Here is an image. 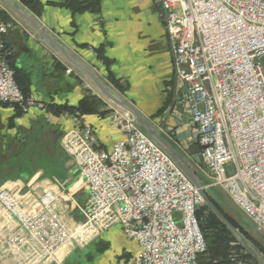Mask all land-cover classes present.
<instances>
[{
  "label": "built area",
  "instance_id": "obj_1",
  "mask_svg": "<svg viewBox=\"0 0 264 264\" xmlns=\"http://www.w3.org/2000/svg\"><path fill=\"white\" fill-rule=\"evenodd\" d=\"M159 4L175 79L200 147L196 165L264 233V0ZM8 26L0 19V103L23 113L43 108L38 98L23 95L2 56ZM112 124L125 138L108 150L92 146L90 128L61 136L88 191L82 222L67 225L51 192L27 209L0 189L2 208L19 226L5 240L18 264H59L61 248L83 245L115 223L139 247L132 264H197L206 247L196 218L205 188L123 113L115 111Z\"/></svg>",
  "mask_w": 264,
  "mask_h": 264
},
{
  "label": "crops",
  "instance_id": "obj_2",
  "mask_svg": "<svg viewBox=\"0 0 264 264\" xmlns=\"http://www.w3.org/2000/svg\"><path fill=\"white\" fill-rule=\"evenodd\" d=\"M39 1L41 13L30 12L48 33L135 104L196 164L200 147L175 79L159 0H99L97 10L82 11L58 5L64 0ZM12 20L2 40L26 91L44 105L77 107L87 98L96 110L81 114L77 123L70 114L44 107L18 113L15 106L0 104V162L7 160L5 169L14 176L1 182L0 189L27 209L35 208L40 197L51 192L57 212L72 226L83 221L81 209L88 191L74 160L61 147V136L74 128H90L92 146L108 150L125 138L123 130L112 124V114L119 110L100 96L80 70L56 56L47 42ZM18 229L17 221L0 204V264H18L5 242ZM75 250L82 251L80 264H132L139 247L115 223L83 245L61 248L59 264Z\"/></svg>",
  "mask_w": 264,
  "mask_h": 264
},
{
  "label": "water",
  "instance_id": "obj_3",
  "mask_svg": "<svg viewBox=\"0 0 264 264\" xmlns=\"http://www.w3.org/2000/svg\"><path fill=\"white\" fill-rule=\"evenodd\" d=\"M0 7L5 10L13 19L20 22L22 25L31 29L41 39L47 42L52 48L54 54L67 64L75 66L80 70L87 80L92 84L95 90L107 102L114 106L117 110L130 118L133 123L139 127L168 157L175 165L184 173V175L197 187L205 188L201 190L204 202L210 207L213 213L232 231L238 241L250 252L256 259L258 255L254 248L249 245L246 237L222 214L216 205L209 199L208 193H218L219 198L222 197L220 188L211 185V182L206 178L200 169L187 157L181 148L175 144L160 127L146 116L135 104L130 102L124 96L114 91L107 85L97 73L85 62L77 56L66 50L61 44L55 40L41 25L39 20L33 15L30 10L24 6L19 0H0ZM244 214V213H243ZM241 214V221L244 227L251 231L257 238L264 243V233L260 227L252 222L246 215ZM83 257L82 251H73L63 262V264H80ZM83 259V258H82Z\"/></svg>",
  "mask_w": 264,
  "mask_h": 264
},
{
  "label": "trees",
  "instance_id": "obj_4",
  "mask_svg": "<svg viewBox=\"0 0 264 264\" xmlns=\"http://www.w3.org/2000/svg\"><path fill=\"white\" fill-rule=\"evenodd\" d=\"M19 1L37 15H39L43 9V4L39 0ZM58 5L68 6L75 11H82L85 9L97 10L99 0H64L58 3ZM0 19L7 24H10L13 21L11 16L1 7ZM2 56L8 66L13 70L15 81L23 95L29 96L30 94L21 85L18 79L19 70L14 67L11 55L6 53L4 43ZM113 83L118 88L122 89L118 80H113ZM167 98H170L169 94ZM168 99L164 102L161 109L156 112V115L163 111ZM15 108L18 113H23L17 106H15ZM44 108L54 113L77 115L79 117L85 112L96 110L87 98L83 99L77 107L46 104L44 105ZM6 165L7 160L0 162V183L14 177L13 175L7 173V170L5 169ZM208 197L222 212V214L232 223V225L238 228L248 240H251L255 249L264 256V243L259 238L251 236L240 219L243 212L230 199L228 200L223 193L222 197L219 198L218 193L210 192L208 193ZM196 218L206 245L205 250L200 253L197 258V264H242L243 262H251L252 264L258 263L256 258L237 241V238L232 231L213 213L206 203H203L198 207L196 211Z\"/></svg>",
  "mask_w": 264,
  "mask_h": 264
},
{
  "label": "rangeland",
  "instance_id": "obj_5",
  "mask_svg": "<svg viewBox=\"0 0 264 264\" xmlns=\"http://www.w3.org/2000/svg\"><path fill=\"white\" fill-rule=\"evenodd\" d=\"M230 173H232V170L230 169V168H227V174H230ZM221 190V192L225 195V197L229 200L230 198H229V196L222 190V189H220ZM231 200V199H230ZM232 201V200H231ZM203 203H205V202H203ZM202 203V204H203ZM243 212V211H242ZM241 212V213H242ZM244 213V212H243ZM242 213V214H243ZM244 216H245V213L243 214ZM247 230V232L251 235V236H253V237H256L251 231H249L248 229H246ZM236 237V236H235ZM247 239V238H246ZM237 241H238V239H237ZM247 241H248V243H249V245L250 246H252L253 248H254V250H255V252L257 253V255H258V259H256L257 261H258V263L257 264H264V256L260 253V252H258L256 249H255V246H254V244H253V242L251 241V240H248L247 239ZM239 242V241H238ZM240 243V242H239ZM241 244V243H240ZM242 245V244H241ZM243 246V245H242ZM244 247V246H243ZM245 248V247H244ZM242 264H252L251 262H243Z\"/></svg>",
  "mask_w": 264,
  "mask_h": 264
}]
</instances>
